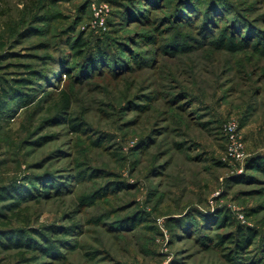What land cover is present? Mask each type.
I'll list each match as a JSON object with an SVG mask.
<instances>
[{
    "label": "rangeland",
    "instance_id": "1",
    "mask_svg": "<svg viewBox=\"0 0 264 264\" xmlns=\"http://www.w3.org/2000/svg\"><path fill=\"white\" fill-rule=\"evenodd\" d=\"M15 78L0 264H264V0H0V89Z\"/></svg>",
    "mask_w": 264,
    "mask_h": 264
},
{
    "label": "trees",
    "instance_id": "2",
    "mask_svg": "<svg viewBox=\"0 0 264 264\" xmlns=\"http://www.w3.org/2000/svg\"><path fill=\"white\" fill-rule=\"evenodd\" d=\"M142 1L147 2L149 0H142ZM126 9H127L126 11L133 9V11L131 10V12H129V13H131L130 16L132 15L135 18H140V17H144V16L147 17L148 16L147 14L150 12L148 7L143 8L142 6H139V5H136L135 7L133 6L131 8L126 7ZM234 44H233V46H230V47H229V45H227L226 48L227 49L228 48L229 49L235 48ZM239 46H241V45H239ZM239 46H237V47H239ZM73 48L77 52V54H76L77 57L85 58L84 55H85L86 49H88V41L85 38H83V36H81V37L77 38L75 44L73 45ZM102 49L103 48L100 46L98 49L97 58L87 59L88 70L92 71V70L97 69L96 68L97 61H101V63L102 62L105 63L106 57H105V54H104ZM34 71L35 70H33L32 67H30V69L28 71L29 73L34 75V76H32V79L33 78L34 79L42 78L41 74L36 73ZM67 76H69V75L67 74ZM9 87L10 88L4 86L3 89H0V125L3 124V121L5 120V116L7 117V115H8V110L6 107L11 103L12 100H14L18 96V92L16 89H19V88L28 89L29 88V79L15 78L13 83H9ZM34 95L35 94H29L27 96V98L25 97V99L28 101ZM58 105L62 107L64 112L70 111V109H71V96H70V94H68L67 92H63L61 95V100L58 103ZM80 128H81L80 123H74L73 124L74 131L80 132ZM252 162H253L252 167L264 172V158H260L259 160H254ZM2 191H4V190H2ZM8 199H9V196H8V193L6 192V190L4 191V193L3 192L0 193V203H3L4 201H7ZM19 203H21V202L20 201L15 202L16 205H19ZM224 218L225 217L218 216V219H219L218 224L219 225L224 224V221H225ZM1 234L4 235L5 233L4 234L1 233ZM1 234H0V237H1ZM240 236H241L240 240L243 241L242 243H245L251 237H253V234L242 233ZM24 239H25L24 236H20V238L17 237L16 239L14 238V240H11V243L8 245L9 249L23 247L24 243H25ZM45 251H46V254L50 255L51 253H53L54 248L49 246V247L45 248Z\"/></svg>",
    "mask_w": 264,
    "mask_h": 264
},
{
    "label": "built area",
    "instance_id": "3",
    "mask_svg": "<svg viewBox=\"0 0 264 264\" xmlns=\"http://www.w3.org/2000/svg\"><path fill=\"white\" fill-rule=\"evenodd\" d=\"M94 20L93 27L103 29L106 25V12L103 6L93 8ZM224 131L229 139V145L227 149L228 157L236 161H244L246 158L245 147L243 142L240 140L237 132V125L229 122L224 126Z\"/></svg>",
    "mask_w": 264,
    "mask_h": 264
}]
</instances>
